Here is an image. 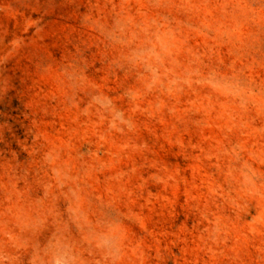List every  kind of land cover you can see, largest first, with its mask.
I'll return each instance as SVG.
<instances>
[{
  "label": "rangeland",
  "instance_id": "rangeland-1",
  "mask_svg": "<svg viewBox=\"0 0 264 264\" xmlns=\"http://www.w3.org/2000/svg\"><path fill=\"white\" fill-rule=\"evenodd\" d=\"M0 264H264V0H0Z\"/></svg>",
  "mask_w": 264,
  "mask_h": 264
}]
</instances>
